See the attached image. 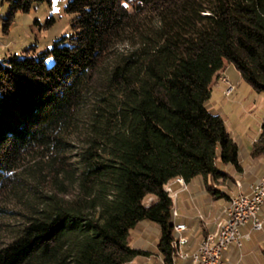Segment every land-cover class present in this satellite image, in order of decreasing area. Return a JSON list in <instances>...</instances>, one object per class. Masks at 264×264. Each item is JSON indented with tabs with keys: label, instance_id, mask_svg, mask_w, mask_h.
I'll return each mask as SVG.
<instances>
[{
	"label": "trees",
	"instance_id": "16d2710c",
	"mask_svg": "<svg viewBox=\"0 0 264 264\" xmlns=\"http://www.w3.org/2000/svg\"><path fill=\"white\" fill-rule=\"evenodd\" d=\"M32 1L42 0H8L3 28ZM64 9L67 34L0 56V196H26L0 264H120L148 253L127 241V223L142 218L158 224L155 252L170 264L162 184L200 174L211 196H226L215 181L241 169L208 96L224 62L264 90V0H66ZM262 152L264 110L250 154ZM10 209L0 202V217Z\"/></svg>",
	"mask_w": 264,
	"mask_h": 264
},
{
	"label": "rangeland",
	"instance_id": "374dc122",
	"mask_svg": "<svg viewBox=\"0 0 264 264\" xmlns=\"http://www.w3.org/2000/svg\"><path fill=\"white\" fill-rule=\"evenodd\" d=\"M65 1L66 0L32 1L26 9L15 8L9 17L7 26L3 28L2 23L7 15L8 0H0V51H13L16 54L21 55V48L23 46L33 44V46L31 47L29 46V52H34L44 46L50 45L53 38L58 37L62 34H67L70 31L69 18L71 14L69 12H66L64 9ZM49 16L52 17L49 18ZM122 45L124 44H119V46ZM46 60L49 61L50 57L46 58ZM225 63L226 62H224V64ZM224 64L218 70L217 74L211 81L212 83L210 84L208 102L221 115L225 127L229 130L231 137L237 144L239 162L243 168H247V165L249 164L250 160L249 151L251 149V143L258 134L259 121L264 110V90L252 89L248 82L245 81L239 75L237 76L235 82H233L224 73ZM220 81H222L223 83ZM228 84H231L232 86L231 88H229L228 91H225V88ZM261 175H259L258 177H260ZM175 177L180 176H174L172 178L167 179L162 184V188L167 181L172 180V184L170 183L172 189H174V184L179 185L181 190L185 189V180L180 177L182 181L181 184L175 180ZM239 177L240 176H235L234 178L230 176V178H225L224 180H222V183L220 182V179H217L215 182L221 187H230L232 184L236 187H240ZM258 177H256L254 180H256ZM233 185L231 186V189H233ZM48 186L49 184L47 181H42L41 186H39V188L40 190H46ZM187 189L190 193L194 195L195 202L203 204V202L207 198V193L200 174H195L190 177ZM174 191V196L171 197L168 195L171 198L170 209L174 208L176 211L177 209H179L186 213H191V211H193L192 214L195 213V210L192 208V200L189 199L188 195H186L185 197L182 195H178L177 197H175L176 190ZM238 191L247 192L248 190H237L236 192ZM222 196L226 197L227 195ZM25 197L26 196L23 197L20 194V191H18L17 194H2L0 196L1 204L3 203L4 205L12 208L10 209V212L0 217V241L6 240L9 236H11L13 228H15V226L17 224H20V222L23 220L22 214L26 211V204H24L26 200ZM153 198V194L147 193L142 197V203L147 204ZM263 199L264 196L262 198V202ZM222 202V198L216 199L215 204L212 208V211H214L213 214L215 213V210L219 209ZM261 204L257 213L258 218L260 220ZM223 207L226 208V205ZM262 210L263 211L261 212H263L264 214V204L262 205ZM221 212L222 215L218 216L217 214L214 220L215 227H213L214 229H217L215 231L213 229L212 231L214 232L210 233V235H214L219 232L222 226V222H224L225 210L222 209ZM176 214H174V216H171L173 219L172 223L176 222V220L174 219ZM199 214L200 213L197 212V218L193 219L196 224L198 222V219L202 220V215L200 214V217ZM222 218V222L217 224V222ZM126 227L127 241L131 245L142 246L148 249V253L145 255H135L129 260L121 262L120 264H164L160 255L155 252V241L158 235V224L156 222L146 218H142L139 219L137 222L129 221ZM251 230L249 236L250 240L248 242H246V239H248V237L240 239L239 230L237 234L239 244L234 241L231 242H233L236 246H239L241 241V247L244 251V254H247L245 250L246 247L247 249L255 247V251H253V254H256L258 261H256L254 259L256 257L251 254L254 259L253 264H264V223H262V220L258 228H251ZM206 232H203V235ZM229 252L230 244L228 245V250L223 253L224 262H222V264H236L233 258L234 256L229 257ZM243 259H245L246 262L249 261V257H244L241 258V261L238 264L244 263ZM186 260H188L189 264H191L189 258H181L174 254V260L171 263L185 264Z\"/></svg>",
	"mask_w": 264,
	"mask_h": 264
},
{
	"label": "crops",
	"instance_id": "0c3cea01",
	"mask_svg": "<svg viewBox=\"0 0 264 264\" xmlns=\"http://www.w3.org/2000/svg\"><path fill=\"white\" fill-rule=\"evenodd\" d=\"M1 50V49H0ZM5 52L2 50L0 51V56H2ZM224 73L226 74V76L232 80L233 82H235V80L237 79V76L239 75L238 71L234 68V66L230 63V62H226L224 64V68H223ZM222 82V81H220ZM212 83V82H211ZM210 83V84H211ZM223 83V82H222ZM250 153V151H249ZM249 164L247 165V168H243L242 165L241 166V170H234V169H229L230 174L232 177L235 178V176H240L239 181H240V187H236L233 184V189H231L230 187L224 186L221 187V190L227 194L226 197L223 196H218V197H213L211 196L207 191V198L205 199V201L203 202V204L197 203L194 201V195L192 193H190L187 189L188 183H189V179L185 181V185L186 188L181 190L180 186L177 184H174L173 188L174 190H176V195L175 197H177L178 195H182V196H186L188 195L189 199L192 200V208L195 210V213L192 214L193 211H191V213H186L183 212L179 209H177V214L174 217V219L176 221H182L185 223L186 225V229L183 231V234L186 235L187 237V241L186 244H184L182 246L183 249L189 251H194V249L196 248L198 242L200 241V239L205 236V234L209 231H211L210 233H213L217 228L214 229L215 224H214V220H215V216L218 214V216L222 215V208H224L223 206H225L226 201H227V197L232 194L235 193L237 190H243V191H247L248 190V185L249 183L254 180L256 177H258L259 175H261L262 173H264V152L259 153L255 156L250 154V158H249ZM223 168H227V166H224ZM217 198H222V204L219 207L218 210H215V213L213 214L214 211H212L213 209V205L215 204V201ZM264 204V199L263 202L261 204V208H260V218L262 220V223H264V214L262 210V205ZM176 206V205H175ZM199 212L202 215V220L198 219V222L196 224V222L193 221V219L197 218L196 217V213ZM193 216V218H192ZM224 218V217H223ZM222 219H220L218 223L222 222ZM214 226V227H213ZM242 228V229H241ZM214 229V231H212ZM239 237L241 238H247L246 242H248L250 240L249 236H250V232L252 231L251 228H249V222H245L244 224L239 226ZM251 230V231H250ZM207 231V232H206ZM203 232H206L203 235ZM218 233V232H217ZM211 235V236H216L217 235ZM230 252H229V257H233L234 261L236 262V264L240 263L241 258L244 257H249V261H245L242 264H253L254 259L256 261H258V258L256 256V254H253V251L255 247H251L250 249H247L246 247V252L247 254H244L243 250H242V244L240 241V245L236 246L233 242H230ZM228 244V245H229ZM228 245L221 251V259L222 262H224L223 259V253H225L228 250ZM254 255L256 258L253 259ZM227 257V256H226ZM185 264H189V261L186 260ZM224 264V263H223Z\"/></svg>",
	"mask_w": 264,
	"mask_h": 264
},
{
	"label": "built area",
	"instance_id": "2783aa9c",
	"mask_svg": "<svg viewBox=\"0 0 264 264\" xmlns=\"http://www.w3.org/2000/svg\"><path fill=\"white\" fill-rule=\"evenodd\" d=\"M231 85V84H228ZM228 85L225 91H228ZM175 180L181 183L180 177H175ZM171 181H167L163 185V189L169 196H174L175 191L171 188ZM182 184V183H181ZM264 196V174L258 177L256 180L250 182L247 192L238 191L231 194L228 197L226 208L227 218L225 222H222L221 234L219 238H211L208 233L202 237V242L197 252H200L201 263L200 264H218L221 258V251L226 245L234 241L239 244L237 239L238 227L249 221L250 228H258L261 220L258 218L259 206ZM171 210V216L176 214L174 208ZM201 217V215L199 214ZM174 230V254L181 258H191L193 252H188L182 248V245L186 243V235L183 231L186 229V225L182 221H176L172 223Z\"/></svg>",
	"mask_w": 264,
	"mask_h": 264
},
{
	"label": "bare ground",
	"instance_id": "6f19581e",
	"mask_svg": "<svg viewBox=\"0 0 264 264\" xmlns=\"http://www.w3.org/2000/svg\"><path fill=\"white\" fill-rule=\"evenodd\" d=\"M232 85H228V90L229 88H231ZM231 91V90H230ZM172 184V183H171ZM225 210V209H224ZM227 218V210H225V218H224V222H225V219ZM222 228V226H221ZM221 228L219 230V232L217 233L216 236H211L210 235V232H209V235L211 238H219L220 234H221ZM201 242H202V238L201 240L199 241L198 243V246L196 247V249L193 252V255L191 256V258L189 259L191 261V264H200L201 263V256H200V252H197L198 251V248L200 247L201 245ZM218 264H222V260L220 258Z\"/></svg>",
	"mask_w": 264,
	"mask_h": 264
}]
</instances>
